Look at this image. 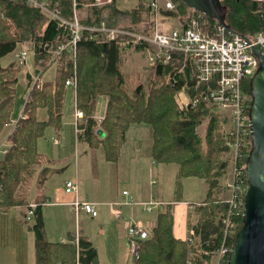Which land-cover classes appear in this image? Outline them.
<instances>
[{"label": "trees", "instance_id": "1", "mask_svg": "<svg viewBox=\"0 0 264 264\" xmlns=\"http://www.w3.org/2000/svg\"><path fill=\"white\" fill-rule=\"evenodd\" d=\"M50 9L60 10L63 17L73 16L72 0H46ZM94 0H78L79 8L91 5ZM178 8L185 7L176 0ZM227 8L225 24L237 34L253 40L264 32V3L256 0H221ZM116 2L109 7L114 12L131 18V31L151 36V20L145 0L131 10L119 11ZM98 19L82 20L89 26L98 24ZM211 28L220 25L210 18ZM227 35L232 34L227 30ZM67 32L43 12L28 7L22 1L0 0V136L11 123L15 108L20 67L13 60L2 65L1 60L14 54L19 45L29 43L33 54L34 67L43 60L41 75L57 63L59 72L54 80L44 81L43 88L30 90L23 107V115L7 137V152L0 159V212L13 207L22 209L26 221L32 204L36 205L29 229L35 235L36 264H100L99 254L93 243L83 234L68 233L66 243H50L46 238L45 219L42 206L29 203L26 188L41 164L39 141L46 131L52 128L59 133L63 126L64 99L67 93L66 81L75 76L77 86L74 92L75 109L84 114L79 122L78 140L87 142L91 149L103 146L107 162L117 164L126 144V134L132 126L148 125L153 129L152 157L158 164L175 165L178 171L175 178L174 201L181 202L184 194V181L194 178L207 182L209 193L206 199L194 207V226L202 242L220 237L219 216L222 208L219 195L224 192L220 178L229 162L221 160L227 149V138L220 134L225 122L213 107L201 101L196 107L180 109L176 96L185 88L184 76L177 75L174 64H158L153 68L147 84L130 89L123 72L125 53L132 48L146 57L145 46L137 44L134 38L120 37L110 42L105 53L100 45L107 40L103 35L86 32L77 48L75 61L66 60V55L56 56L55 51L66 41ZM51 62L49 65L48 63ZM245 89L251 94L250 80ZM194 96L191 88H186ZM108 97V106L100 125L94 119L97 100ZM39 110H45L47 120L40 121ZM208 121L206 134L202 136L198 128ZM104 133V138L98 132ZM251 150V138L247 153ZM46 169H43L45 171ZM42 171V172H43ZM223 173V174H222ZM175 203H169L158 216V226L151 239L141 243L139 258L134 264H186L188 248L185 241L174 235ZM192 214V213H191ZM27 222V221H26ZM243 217L238 220L236 233L242 228ZM202 256L196 264L204 262Z\"/></svg>", "mask_w": 264, "mask_h": 264}, {"label": "built area", "instance_id": "2", "mask_svg": "<svg viewBox=\"0 0 264 264\" xmlns=\"http://www.w3.org/2000/svg\"><path fill=\"white\" fill-rule=\"evenodd\" d=\"M22 1L28 7L39 10L48 15L51 20L58 23L60 28L67 32L66 41L55 51L51 52L53 59L65 54L66 60L75 61L77 48L86 32L103 35L107 42H116L120 37H131L137 44L145 46L147 62L151 67L158 64H174L177 75L184 76L186 102L183 109L194 108L203 101L208 106L216 109L224 119L221 133L227 138V149L224 154L229 162L222 179L224 192L219 196V204L222 208L219 216L221 234L214 239L203 241L194 226L190 227L185 240L188 248L186 264H196V261L204 256L206 259L201 264H228L236 236L238 220L244 216L245 190L247 187L246 164L249 153V137L251 138L250 106L252 95L245 89L246 80L257 72L260 61L253 52L258 48L264 57V32L258 34L248 43L239 35H227V30L216 25L213 33L207 31L211 28L210 18L201 12H196L188 18L187 24L164 32L160 28V16L163 13L177 14L178 4L176 0H145V6L151 20L152 35L139 34L126 28L114 27L107 22L86 26L82 24L78 0L73 2V16L67 19L62 16L60 10H52L46 0H12ZM115 0H94L91 5L84 8L101 9L114 4ZM19 64L28 65V53L22 51L16 55ZM43 60L34 67L30 74V90L43 88L44 75H41ZM49 65L51 62L48 63ZM77 79L70 76L66 81V88L75 92ZM186 88H191L194 96L187 93ZM76 133L78 125L84 114L75 109ZM20 118H25L23 109L17 119H12L11 125L15 128ZM13 128V129H14ZM8 148V146H7ZM7 148L2 151L4 155ZM157 184L155 179L151 185ZM68 194L78 195L79 185L75 181H68L65 185ZM124 200L111 204V208L118 219H122L121 208L135 206L141 207L144 214L152 219L138 220L131 214L128 218L127 237L133 260L139 258L141 243L153 237L158 226V216L165 211L168 203L155 196L146 202H138L129 191L122 192ZM73 208L77 214L84 212L92 217L99 216L96 204L80 202L77 200ZM36 205L28 211L27 222H32Z\"/></svg>", "mask_w": 264, "mask_h": 264}, {"label": "crops", "instance_id": "3", "mask_svg": "<svg viewBox=\"0 0 264 264\" xmlns=\"http://www.w3.org/2000/svg\"><path fill=\"white\" fill-rule=\"evenodd\" d=\"M256 1L264 3V0ZM115 2L114 6L119 11L134 9L139 4V0H137L133 4L129 3L130 7H127L128 3L124 2L126 7L123 8L119 7V0H115ZM84 10L86 11H84L83 16H86L87 8ZM226 11L227 8L224 7L222 13L225 16H227ZM88 12L90 14L86 16L87 20L98 19L114 27L132 28L131 18L127 15L123 16L119 12H114L112 7L89 9ZM193 13L194 10L186 8L184 10L178 9L177 14L163 13L162 15L167 19L177 17L178 26L176 28H179L187 24L188 18ZM122 22L126 23L125 27L121 26ZM11 61L13 59L9 62ZM31 67L33 72L34 60H31ZM31 71L28 66L24 87L22 88L23 92L19 95L18 100V92L15 97V106L16 104L20 105L21 101V109L18 114L23 109L30 92ZM55 76L56 74L51 79H46L45 77L44 79L45 81H52ZM66 96L64 105L66 104ZM101 99H104L102 101L103 106L105 102L106 109L105 111L103 109L102 113L95 112L94 119L97 122L104 119L108 106V97L106 96H100L97 100V105ZM18 114L14 113L13 119H17ZM37 117L40 121L47 120L46 111L39 110ZM49 130L51 131L47 132ZM47 131L44 137L47 139L39 141V152L42 154L41 164L37 167L33 181L26 188H23L28 195L30 204L36 202L42 206L47 240L50 243H66L68 233L83 234L96 247L100 264H134L127 237L128 218L132 213L138 220L147 221L152 219V217L144 214L139 206H135L133 210L124 206L121 208L123 217L118 219L111 208V204L124 199L121 194L119 195V190L116 193L114 192L113 180L116 179L117 183L120 178L126 179L130 186L128 190L138 202H146L150 196L166 201L163 184H165L166 180L172 178L175 184L178 167L176 166L175 171L173 170L175 172L173 174L170 169L175 165H163L154 161L152 157L153 129L148 125L132 126L128 130L126 134L127 141L123 148L121 159L117 164L106 161L103 148L91 149L87 142L78 140V138L76 139L75 149L68 153L66 147L63 148V143L59 137L60 134H63L62 131L57 133L52 128L47 129ZM8 135L4 137L1 144L0 155L2 154V156L0 159L4 158L2 151L9 145L7 141ZM150 138L151 154L142 149L145 145L148 147ZM50 141L54 142V146L57 149L52 148V151L50 150ZM144 153L150 154L151 161H147L148 157H143ZM73 158H75L74 164L71 161ZM73 166L74 171H71ZM43 169L46 170L43 171ZM146 170L157 181L156 185L149 186L147 183L145 185L142 183L141 178ZM52 177H58V181L51 186L50 180ZM68 181L78 183V195L66 193L65 185ZM185 181L182 201L178 203L174 201V189L170 199V203H175L174 235L182 241L187 238V232L190 229V216L194 211V207L198 204L184 200L186 192ZM208 193L209 188L205 199ZM77 200L96 204L99 216L92 217L84 212L77 214L73 208ZM178 207L179 209L181 207L184 208L178 211ZM177 227L180 228V231H178ZM184 228H186V234H184ZM0 264H36L35 235L29 229V224L25 221L20 207H13L7 212H0Z\"/></svg>", "mask_w": 264, "mask_h": 264}, {"label": "water", "instance_id": "4", "mask_svg": "<svg viewBox=\"0 0 264 264\" xmlns=\"http://www.w3.org/2000/svg\"><path fill=\"white\" fill-rule=\"evenodd\" d=\"M179 1L185 7L216 20L232 35H239L226 26L221 0ZM240 36L250 43L249 38ZM100 47L107 53L110 44L102 43ZM253 52L260 65L250 80L251 150L246 164L243 225L235 236L228 264H264V57L258 48H253ZM98 134L104 137L102 131Z\"/></svg>", "mask_w": 264, "mask_h": 264}, {"label": "rangeland", "instance_id": "5", "mask_svg": "<svg viewBox=\"0 0 264 264\" xmlns=\"http://www.w3.org/2000/svg\"><path fill=\"white\" fill-rule=\"evenodd\" d=\"M135 1L137 0H119V7H123L125 8L130 7L129 3L133 4ZM124 2L128 3V5H124ZM86 8H83V12L82 10L80 11V17L82 20L86 19V16H88L90 14L89 9H87L86 12V16H83L84 10ZM160 28L162 31L166 32V31H172L174 28H176L178 26V18H170L167 19L166 17H164L163 15L160 16ZM121 26L125 27L126 23L122 22ZM22 51H26L28 53V65H20L17 59V54H19ZM125 61H124V66H123V72L126 76V80H127V84L129 86V88L132 90L134 89L136 86L140 85V84H147V79L149 74L152 72L154 67H151L149 65V63L147 62V58L143 57L140 53L138 54L137 52H135L134 48H132L131 50L127 51L125 53ZM15 60L18 63V66L21 68L20 69V73H19V82L17 84V92H18V97L17 100L19 98V95L22 94V88L24 87V83H25V75L28 69V66L30 68V71L33 69L31 67V60L33 61V54L30 51V46L29 43H25V44H21L19 45L16 53L12 54L10 57L4 58L1 60L2 65H7L9 63L10 60ZM32 72V71H31ZM59 72V66L57 63H54L52 66L49 67V69L45 72V78L46 79H51L54 77L55 74H57ZM17 94V93H16ZM74 91L73 89H67V96H66V104L64 105V118H63V126L60 130V132L62 131V135L60 134V140L63 143V148L66 147V150L68 153H71L72 150L75 149L76 143H77V133H76V127H75V117H74V112H75V98H74ZM104 99H101L96 107V112L97 113H102L103 109L105 111L106 109V104L104 102V106H103V101ZM176 100H177V104L179 105L180 109H183L182 105L186 102V94H184L182 91L176 96ZM17 102V101H16ZM21 105V101L19 103ZM20 105L16 104L15 108H14V112H13V116L14 113L17 115L18 112L20 111L21 107ZM22 111V110H21ZM74 111V112H73ZM218 112V111H217ZM21 113V112H20ZM220 114V113H219ZM19 115V114H18ZM221 115V114H220ZM13 119V117H12ZM101 122V121H100ZM100 122H97L100 125ZM207 124L208 121H205L199 128H198V132L202 135L205 136L206 134V129H207ZM223 125V124H222ZM13 126L11 125V123L4 129V131L2 132L1 136H0V147L1 144L4 140V137L10 133H12L13 131ZM221 129L222 126L220 128V134L221 133ZM51 130L47 131L50 132ZM51 134V133H50ZM48 136V135H47ZM104 138V137H102ZM44 140H46L47 138H43ZM42 139V140H43ZM50 145L51 148L50 150L52 151L53 149H57L54 146V142L50 141ZM148 147H146V145L144 147H142V149L145 152H149L151 154V138L148 141ZM98 148H103L102 145H99ZM97 148V149H98ZM5 150V149H4ZM3 150V151H4ZM102 150V149H100ZM97 152V151H96ZM105 152V151H104ZM225 150L222 152L221 154V160L224 162L226 161V155L224 154ZM149 153H144L143 157H148L149 159L147 161H151V156ZM2 156V154L0 155V157ZM122 156V155H121ZM4 157V155H3ZM145 157V158H146ZM74 160L75 158H73L71 161L74 164ZM82 165V163H81ZM176 166H174L173 168L170 169V172H173V174L175 173ZM96 170V167H95ZM174 170V171H173ZM71 171H74V166L71 169ZM225 173V172H224ZM71 174V173H70ZM223 174V173H222ZM224 175V174H223ZM223 175L220 178V184H224L225 180L222 179ZM169 177V176H168ZM170 178V177H169ZM151 179H153V177H151V174L148 173V170H146V172L144 173V175L141 178L142 183L145 185V183H147L149 186L151 185ZM187 180V179H186ZM58 181V177L54 178L52 177L50 180V184L51 186L56 183ZM113 184H114V192L116 193L117 190H119V195H122V192L124 190L129 191L128 189L130 188V186L128 185V181L124 178H120L119 181H117L116 183V179L113 180ZM174 180L173 178L170 180H166L165 184H163V187L165 189V197H166V203H170V199L172 197L173 194V189H174ZM208 184L206 181L204 180H200V179H194V178H190L187 181H185V196H184V200H186L187 202H194V203H202L203 199H205V195L206 192L208 190ZM130 192V191H129ZM131 193V192H130ZM219 196H222L221 194H218ZM151 197V196H150ZM150 197L147 199L150 200ZM161 199V198H160ZM198 204H196V207H198ZM184 207H181V209H179L178 207V211L183 210ZM127 210V209H126ZM150 216V215H149ZM196 220V213L193 211L191 214V223H194ZM192 227V226H191ZM178 228V231H180V228ZM183 228V226H182ZM181 228V229H182ZM184 234H186V228H184ZM188 234V232H187Z\"/></svg>", "mask_w": 264, "mask_h": 264}, {"label": "flooded vegetation", "instance_id": "6", "mask_svg": "<svg viewBox=\"0 0 264 264\" xmlns=\"http://www.w3.org/2000/svg\"><path fill=\"white\" fill-rule=\"evenodd\" d=\"M222 7H223V9H224V5L222 4Z\"/></svg>", "mask_w": 264, "mask_h": 264}]
</instances>
